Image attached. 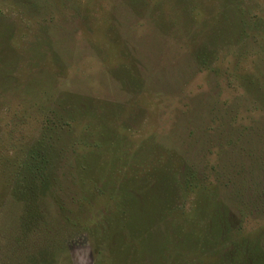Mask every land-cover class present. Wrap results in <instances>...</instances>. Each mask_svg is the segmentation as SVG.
<instances>
[{"label": "rangeland", "instance_id": "rangeland-1", "mask_svg": "<svg viewBox=\"0 0 264 264\" xmlns=\"http://www.w3.org/2000/svg\"><path fill=\"white\" fill-rule=\"evenodd\" d=\"M0 264H264V0H0Z\"/></svg>", "mask_w": 264, "mask_h": 264}, {"label": "trees", "instance_id": "trees-1", "mask_svg": "<svg viewBox=\"0 0 264 264\" xmlns=\"http://www.w3.org/2000/svg\"><path fill=\"white\" fill-rule=\"evenodd\" d=\"M31 178V177H30ZM35 178V176H33L31 179H34ZM28 185V184H27Z\"/></svg>", "mask_w": 264, "mask_h": 264}]
</instances>
